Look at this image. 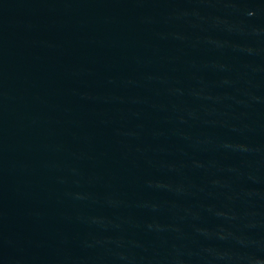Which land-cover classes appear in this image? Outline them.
I'll list each match as a JSON object with an SVG mask.
<instances>
[{"label": "water", "instance_id": "95a60500", "mask_svg": "<svg viewBox=\"0 0 264 264\" xmlns=\"http://www.w3.org/2000/svg\"><path fill=\"white\" fill-rule=\"evenodd\" d=\"M0 264H264V0H0Z\"/></svg>", "mask_w": 264, "mask_h": 264}]
</instances>
